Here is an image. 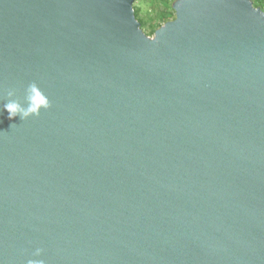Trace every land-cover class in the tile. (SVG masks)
<instances>
[{
	"label": "water",
	"instance_id": "95a60500",
	"mask_svg": "<svg viewBox=\"0 0 264 264\" xmlns=\"http://www.w3.org/2000/svg\"><path fill=\"white\" fill-rule=\"evenodd\" d=\"M133 1L0 0V264H264V10Z\"/></svg>",
	"mask_w": 264,
	"mask_h": 264
},
{
	"label": "clouds",
	"instance_id": "9594fccd",
	"mask_svg": "<svg viewBox=\"0 0 264 264\" xmlns=\"http://www.w3.org/2000/svg\"><path fill=\"white\" fill-rule=\"evenodd\" d=\"M14 95V90H9L7 92L8 97H13ZM25 101L27 106H24L19 100L9 99L8 102L3 104V108L0 109V113L6 109L9 119L19 115L20 119L24 120L32 115H39L41 108L47 109L50 107V100L34 82L27 86ZM40 251V249H37L36 254H39ZM27 264H43V261L37 262L29 260Z\"/></svg>",
	"mask_w": 264,
	"mask_h": 264
},
{
	"label": "rangeland",
	"instance_id": "374dc122",
	"mask_svg": "<svg viewBox=\"0 0 264 264\" xmlns=\"http://www.w3.org/2000/svg\"><path fill=\"white\" fill-rule=\"evenodd\" d=\"M170 0H134L133 6L137 17L143 22L141 29L146 35L152 36L153 28L157 24V14L164 11Z\"/></svg>",
	"mask_w": 264,
	"mask_h": 264
},
{
	"label": "trees",
	"instance_id": "16d2710c",
	"mask_svg": "<svg viewBox=\"0 0 264 264\" xmlns=\"http://www.w3.org/2000/svg\"><path fill=\"white\" fill-rule=\"evenodd\" d=\"M173 2V0H170V3L166 6V9L164 11H159V13L157 14V24L156 26H154L153 31L159 26L161 25L162 21L171 16L173 14V8L171 7V3ZM253 5L254 6H259L264 10V0H252ZM133 10H134V15L136 17V19L140 22V27H142L143 22L141 20L138 19L137 17V11L133 6Z\"/></svg>",
	"mask_w": 264,
	"mask_h": 264
}]
</instances>
